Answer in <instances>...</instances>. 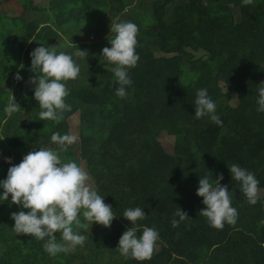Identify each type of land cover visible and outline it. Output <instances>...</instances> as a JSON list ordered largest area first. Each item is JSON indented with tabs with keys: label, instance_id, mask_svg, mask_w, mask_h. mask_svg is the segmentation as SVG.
<instances>
[{
	"label": "trees",
	"instance_id": "1",
	"mask_svg": "<svg viewBox=\"0 0 264 264\" xmlns=\"http://www.w3.org/2000/svg\"><path fill=\"white\" fill-rule=\"evenodd\" d=\"M18 2L22 16L0 13L1 30L7 29L0 40V179L28 152L56 149L51 135L71 133L68 121L78 115V139L59 152L61 162H85L95 190L116 217L110 228L76 229L86 236L84 245L52 256L42 241L12 230L11 214L22 209L9 197L0 203V264H264V112L256 111V85L264 82V0L247 6L241 0ZM117 17L138 28L139 60L128 70L132 85L123 99L115 96L112 65L100 57L110 47V24ZM70 23L78 30L64 32ZM82 25L89 40L101 41L73 40L85 53L76 60L77 50L68 49L81 69L77 80L66 82L71 110L58 122L41 121L29 54L53 46L61 35H77ZM200 88L215 102L222 125L194 118ZM13 90L21 109L7 116L3 109ZM231 164L259 181L256 205L231 179ZM220 174L238 215L234 225L216 229L199 215L205 206L196 190L200 177ZM137 206L146 214L137 234L143 226L159 234L150 259L143 261L116 249L131 226L123 212ZM177 206L191 219L172 227Z\"/></svg>",
	"mask_w": 264,
	"mask_h": 264
},
{
	"label": "clouds",
	"instance_id": "2",
	"mask_svg": "<svg viewBox=\"0 0 264 264\" xmlns=\"http://www.w3.org/2000/svg\"><path fill=\"white\" fill-rule=\"evenodd\" d=\"M252 2L253 0H241L244 6ZM137 32V26L130 21H121L118 17L111 20L108 36L110 47H104L100 54V57L112 65L111 71L117 85L115 96L121 99L127 96V89L132 85L128 70L135 67L139 60L135 50ZM57 47L41 45L29 54L30 70L35 74L29 82L33 85V99L40 108L38 117L41 121L58 122L63 112L71 110V106L65 102L69 95L66 82L77 80L80 76V65L73 59V54L57 51ZM84 53L85 51L77 49L74 55L83 57ZM16 79H21L19 74ZM256 91V111L264 112V82L256 85ZM20 109L11 95L3 111L11 116ZM194 109L195 119L207 117L217 126L222 125L216 112V104L206 88L196 90ZM50 139L57 145L56 149L40 148L30 151L18 164L8 168L6 177L0 179V203L9 201L10 197L9 203L22 209L11 214L14 221L12 230L42 241L44 251L55 256L84 245L86 236L76 229L87 228L88 223L110 228L116 215L112 207L104 202V197L92 186V178L80 164L75 161L61 162L59 152L74 144L78 137L71 133H53ZM5 163L11 164V161L5 158ZM227 167L231 179L238 182L247 202L256 205L259 181L255 175L238 164ZM223 179L222 174L215 179L204 175L200 177L196 190V195L202 198L201 202L205 206L199 215L205 217L209 226L216 229H222L225 224L234 225L238 215L236 208L231 206L228 186L221 184ZM81 217L87 223L82 222ZM122 217L131 226L121 234L116 249L122 256H130L137 261L150 259L159 234L155 228L147 226H143L140 234H137L141 227L137 222L146 217L143 208H127ZM186 219L191 218L177 206L171 225L176 227ZM56 233H59V240Z\"/></svg>",
	"mask_w": 264,
	"mask_h": 264
},
{
	"label": "rangeland",
	"instance_id": "3",
	"mask_svg": "<svg viewBox=\"0 0 264 264\" xmlns=\"http://www.w3.org/2000/svg\"><path fill=\"white\" fill-rule=\"evenodd\" d=\"M37 1V0H36ZM48 5H46V11H47V15H49L48 12H51L50 9H48ZM9 13V12H13V15L14 17L16 16H22L23 15V9L21 8L20 6V3L18 2V0H0V13ZM10 16V15H9ZM11 17V16H10ZM6 20L10 21L12 26L14 25V19H8L6 18ZM89 20H87L88 22ZM20 21L18 20L17 23H19ZM86 22V23H87ZM94 24L92 23L91 26H93ZM84 25H82L83 27ZM78 30V26L74 23H70L69 26L67 28H64V32H75ZM5 31L6 30H1V27H0V40H2L4 37H5ZM89 31V29L83 27V29L77 34L75 35V33H72V34H69L67 35L66 37H64L63 35H61V39L56 41L53 46H58V48L61 50V51H64L68 54H71L69 52V50L71 48L77 50L79 49L80 50V46H74L73 45V40L74 39H81L82 42L84 43H88V42H94V44H99V42L101 41V39L99 37H96V36H93L92 39H88L89 38V35L87 34V32ZM94 31V30H93ZM92 31V32H93ZM61 33V32H60ZM63 34V33H62ZM68 42V43H66ZM37 42L35 41L34 44H36ZM83 49V46H81ZM69 49V50H68ZM5 86L7 85V83L4 84ZM14 90L12 91V96L14 95ZM79 117L78 115H76L75 117L71 118L68 123H69V126H70V129H71V134H74V135H78L77 132L79 131V126H80V122L78 121ZM172 145V142L169 140L167 142V147H171ZM42 148H50V146H44ZM11 162H12V159L10 158L9 159ZM81 166L85 169V171L88 173V170H87V167H86V164L85 162H82ZM92 186L95 188L94 186V183L92 181ZM82 222H84L82 220ZM84 223H87L86 221ZM102 225H99V224H96V223H93V225L91 223H88V229H92L93 231L95 230H98L100 229Z\"/></svg>",
	"mask_w": 264,
	"mask_h": 264
},
{
	"label": "crops",
	"instance_id": "4",
	"mask_svg": "<svg viewBox=\"0 0 264 264\" xmlns=\"http://www.w3.org/2000/svg\"><path fill=\"white\" fill-rule=\"evenodd\" d=\"M77 56H75V59H76ZM77 60V59H76Z\"/></svg>",
	"mask_w": 264,
	"mask_h": 264
}]
</instances>
